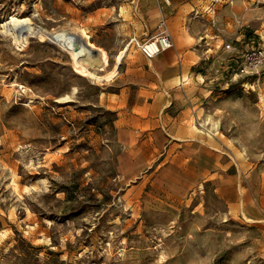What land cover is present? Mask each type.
<instances>
[{"label":"rangeland","instance_id":"1","mask_svg":"<svg viewBox=\"0 0 264 264\" xmlns=\"http://www.w3.org/2000/svg\"><path fill=\"white\" fill-rule=\"evenodd\" d=\"M167 4L0 0V264H264V0L192 10L175 101L150 91L140 47ZM16 16L27 46L1 25ZM55 29L92 36L102 72L131 44L97 80Z\"/></svg>","mask_w":264,"mask_h":264},{"label":"crops","instance_id":"2","mask_svg":"<svg viewBox=\"0 0 264 264\" xmlns=\"http://www.w3.org/2000/svg\"><path fill=\"white\" fill-rule=\"evenodd\" d=\"M204 2L205 0H168L165 12L168 14L166 20L174 39L173 46L145 60L149 68L146 84L150 86V91L167 95L173 101L181 94L185 87L183 75L195 63L192 49L195 45L182 40L181 28L186 24L191 37L198 35L197 19L190 13Z\"/></svg>","mask_w":264,"mask_h":264},{"label":"bare ground","instance_id":"3","mask_svg":"<svg viewBox=\"0 0 264 264\" xmlns=\"http://www.w3.org/2000/svg\"><path fill=\"white\" fill-rule=\"evenodd\" d=\"M30 20L31 18L29 16L7 17L2 21L1 25H12L10 29H12L11 34H13V40L17 43L19 42L20 44H23V46H27L29 43V36L22 37L21 31L22 29L25 30V25L29 24ZM27 31L29 32V30ZM77 31L55 29L48 32L47 35L52 42L62 47L70 54L72 64L80 74L87 75L97 80L112 79L116 74L118 64L123 60L131 41L127 42V44L116 54L113 68L102 72L105 68V53L103 49L90 40V37L92 36L87 32L84 30L80 32ZM147 43L152 49L155 47V42L152 40Z\"/></svg>","mask_w":264,"mask_h":264},{"label":"built area","instance_id":"4","mask_svg":"<svg viewBox=\"0 0 264 264\" xmlns=\"http://www.w3.org/2000/svg\"><path fill=\"white\" fill-rule=\"evenodd\" d=\"M161 27H162L161 31L156 36L148 40V41L152 40L153 42H155V47L153 49L148 45L147 43L148 41L140 45L143 52L149 58L173 46V39L169 31L168 24L164 18L161 20ZM261 55H262L261 52L259 54L253 53L252 55H249L248 56L249 64L254 65L256 62L259 61ZM244 69L246 68H243V70Z\"/></svg>","mask_w":264,"mask_h":264}]
</instances>
